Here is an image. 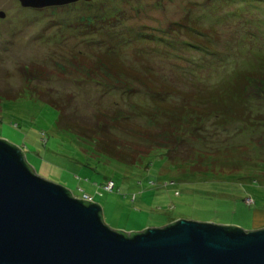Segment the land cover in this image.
Segmentation results:
<instances>
[{"label":"rangeland","instance_id":"rangeland-1","mask_svg":"<svg viewBox=\"0 0 264 264\" xmlns=\"http://www.w3.org/2000/svg\"><path fill=\"white\" fill-rule=\"evenodd\" d=\"M53 6L0 0V137L20 147L37 174L75 196L90 194L111 228L141 230L178 217L246 230L264 226V0ZM180 20L208 30L196 32L204 42L174 28ZM108 54L137 71L143 84L105 81L97 65ZM237 71L261 78L250 80L243 117L192 106L196 92L222 89ZM148 83L156 92L144 88ZM158 101L166 109H155ZM46 102L62 108L61 118ZM137 106L144 113L133 122L156 139H170L169 151L153 145L125 163L95 153L90 142L57 123L68 125L72 117L90 122L100 110L125 115ZM113 130L131 146L153 144ZM107 179L112 189L103 188Z\"/></svg>","mask_w":264,"mask_h":264},{"label":"water","instance_id":"water-1","mask_svg":"<svg viewBox=\"0 0 264 264\" xmlns=\"http://www.w3.org/2000/svg\"><path fill=\"white\" fill-rule=\"evenodd\" d=\"M23 153L0 137V264H264V226L178 217L141 230L111 228L98 203L37 174Z\"/></svg>","mask_w":264,"mask_h":264},{"label":"trees","instance_id":"trees-1","mask_svg":"<svg viewBox=\"0 0 264 264\" xmlns=\"http://www.w3.org/2000/svg\"><path fill=\"white\" fill-rule=\"evenodd\" d=\"M78 1L87 3L90 0H76L75 2H78ZM70 3L72 5L73 2H69L66 4H70ZM61 5H65V4H61ZM55 6H59V5H54L53 7ZM180 21L182 23L173 22L171 24H173L174 28L176 29H180L181 27H183V30L185 31L186 35H187L186 31L189 29L188 30L189 37L195 38L194 41L204 42V39L200 38L197 33L207 32L208 30L196 25V23H192V21L190 20H189L190 22L189 24L188 23L186 24L185 21H182V20ZM113 56H114L113 54H108L107 56H104L105 58L102 60H100V57L98 58L99 65H97V68H98L97 72H99V74L102 77H104L105 81H109L111 84L117 85L118 83H121L123 81L122 79L129 78V79H133L135 81L142 83L141 75H139L137 71H135L132 68L119 64L116 58ZM26 67L27 66L25 65L22 68L24 69ZM92 67L96 69L95 66H92ZM26 72L28 73V74L25 73L27 77L28 76L32 77L33 73L31 71V67L27 68ZM255 74H256L255 71L248 75H245L242 71H237L234 74L233 80L229 82L222 89L220 88V90H218L217 88H214L210 92H205V93L196 92L195 96L198 99L196 101H192L193 102L192 106L202 103L206 106V108L204 109L206 110L207 113H209L211 110H214L215 114H218L223 117L224 116L243 117L242 114H243V109L245 107L243 102L246 103L245 99L246 97H248L249 91L251 89L250 80L261 79L255 76ZM144 88H147L152 93L156 92L155 87H153V85H150V83H148L147 86L145 85ZM230 102L235 103V106L230 107L229 105ZM48 104L57 108L58 118H61L62 108L59 106H55V104L52 102ZM157 104H158L157 107L154 106L155 109L160 108L161 109L160 111H163L162 108L166 109V105L163 103V101H158ZM116 112L109 113V112L100 110L95 113L94 118H91L90 122L82 121L81 119H76L75 117H72L70 119L68 118V125L61 124L59 122V119L57 123L60 126L66 127V129L68 128V130L70 129V131H75L76 136H78L82 140L84 139L86 143L90 142L89 143L91 145L90 149H92L95 153L105 156V157L116 159L121 162L126 163L128 159H130L129 162H132V161L135 162L136 160L138 161L140 156H142L144 153L148 154L152 148L156 147L153 145H159L161 147H164L163 149L165 151H169L168 145H170L169 144L170 139L166 138L165 136H163L162 138L156 139V137L152 135L150 130H147L146 128H144L145 126H142L136 122H133V119L136 115L138 114L142 115L144 113L140 111L138 106L137 108H134L133 111L131 110L129 112L131 114L126 113L125 115H122V113H119L118 111ZM146 113L148 114V116L154 115L152 111L151 112L147 111ZM164 113L165 115L168 116V118H170V121H172V125H174L176 121L172 117L175 115V112L169 111L167 113L166 112ZM111 127L115 130H118L119 132L126 131L132 134L133 133L140 134L141 139L147 140L148 142H152L153 144L148 143L143 146L142 145L131 146L130 142H128L125 138H122L116 135L114 133V130ZM139 131H141V133ZM123 148H126V149H123ZM23 154H24L25 161L35 171V168L33 167V165L27 160L25 156V152ZM69 191L72 193L70 188H69Z\"/></svg>","mask_w":264,"mask_h":264},{"label":"clouds","instance_id":"clouds-1","mask_svg":"<svg viewBox=\"0 0 264 264\" xmlns=\"http://www.w3.org/2000/svg\"><path fill=\"white\" fill-rule=\"evenodd\" d=\"M108 181H111V183L113 184L112 180L109 179V180H106V182L103 183L102 186H103L104 189H108V190H109V189H111V188L113 187V185L111 184V187H110V188H105V185H106V183H107ZM71 194H72L73 196H75L73 192H72ZM86 195H88L90 198H89V199H85L83 196H76V197H79V198H82V199H85V200H89V201H93V200H92V197H91L90 194L87 193Z\"/></svg>","mask_w":264,"mask_h":264},{"label":"built area","instance_id":"built-area-1","mask_svg":"<svg viewBox=\"0 0 264 264\" xmlns=\"http://www.w3.org/2000/svg\"><path fill=\"white\" fill-rule=\"evenodd\" d=\"M111 181H108L105 185V188H110L111 187ZM84 198H86V196H83ZM89 199V198H88Z\"/></svg>","mask_w":264,"mask_h":264}]
</instances>
